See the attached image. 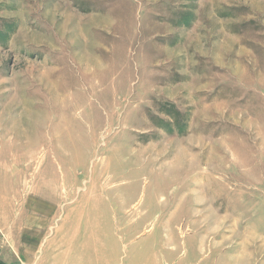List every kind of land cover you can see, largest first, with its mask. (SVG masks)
Listing matches in <instances>:
<instances>
[{"label": "rangeland", "instance_id": "obj_1", "mask_svg": "<svg viewBox=\"0 0 264 264\" xmlns=\"http://www.w3.org/2000/svg\"><path fill=\"white\" fill-rule=\"evenodd\" d=\"M0 184V264H264V0H0Z\"/></svg>", "mask_w": 264, "mask_h": 264}, {"label": "crops", "instance_id": "obj_2", "mask_svg": "<svg viewBox=\"0 0 264 264\" xmlns=\"http://www.w3.org/2000/svg\"><path fill=\"white\" fill-rule=\"evenodd\" d=\"M0 188H2V186H1V184H0ZM4 192V191H3ZM2 197H3V193L2 192H0V200L2 199ZM4 203H2V202H0V208H2V207H4V205H3ZM12 205V204H11ZM0 214H1V212H0ZM18 214H13V217H16V218H18V216H17ZM8 216V217H7ZM7 216L5 217V218H7V219H9V220H11L9 217H11L12 215L11 214H7ZM3 217H1L0 216V219H2ZM16 218H14V220H13V222H14V224H13V226H15V222H16ZM16 219V220H15ZM8 220H6V222H7ZM1 222V221H0ZM6 227H8V225L6 226V225H4V222H2V223H0V233H1V235L3 234L4 235V230H5V228ZM36 227V226H35ZM3 228V229H2ZM15 231V230H14ZM17 231V235H16V238H18V240L16 241V244L17 245H19V246H22L23 244H24V242H25V240L23 239L24 238V236L25 235H23V231L21 230H16ZM33 231H37L36 229H33ZM5 237H6V234H5ZM7 238V237H6ZM12 238V237H11ZM0 240H2V238L0 237ZM13 240V239H12ZM7 244V242L3 239V241H2V243H1V241H0V253H5V255H6V253H8L7 251V249L5 248L6 245ZM21 249V248H20ZM20 249H19V252H20ZM13 261H14V259H13Z\"/></svg>", "mask_w": 264, "mask_h": 264}, {"label": "bare ground", "instance_id": "obj_3", "mask_svg": "<svg viewBox=\"0 0 264 264\" xmlns=\"http://www.w3.org/2000/svg\"><path fill=\"white\" fill-rule=\"evenodd\" d=\"M92 89V88H91ZM58 98H59V96H58Z\"/></svg>", "mask_w": 264, "mask_h": 264}]
</instances>
